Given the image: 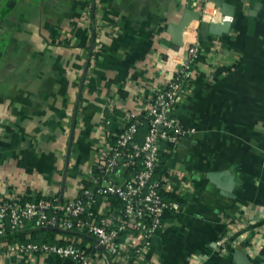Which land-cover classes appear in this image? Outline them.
<instances>
[{"label": "crops", "instance_id": "crops-1", "mask_svg": "<svg viewBox=\"0 0 264 264\" xmlns=\"http://www.w3.org/2000/svg\"><path fill=\"white\" fill-rule=\"evenodd\" d=\"M206 1L0 0V196L75 199L108 132L173 76L182 50L170 25ZM223 1L235 8L228 33L199 41L197 21L184 30L200 54L175 115L196 131L161 153V165L185 174L174 182L182 212L128 264H237L236 251L264 264V0ZM68 231L55 243L85 238L105 254L93 235ZM19 232L2 241L21 242ZM226 233L225 250L214 249ZM0 264L80 263L0 247Z\"/></svg>", "mask_w": 264, "mask_h": 264}, {"label": "built area", "instance_id": "built-area-1", "mask_svg": "<svg viewBox=\"0 0 264 264\" xmlns=\"http://www.w3.org/2000/svg\"><path fill=\"white\" fill-rule=\"evenodd\" d=\"M200 13L208 22L222 23L225 19L220 7L211 0L205 2ZM180 50L181 59L171 79L156 91L148 104L127 111L117 132H108L111 138L113 135L112 141L104 140L103 147L98 148L90 183L79 185L75 199L61 202L55 196L29 200L0 196V247L5 253L71 258L80 264H104L107 260L128 264L131 259L146 258L154 236L164 225L165 213L180 214L183 208L177 200L166 199L162 194L171 192L176 178L185 175L176 168L158 175L163 144L173 145L167 149L171 153L196 131L183 124L175 111L192 86L200 42H190ZM146 123L148 129L141 137L140 129ZM119 171L123 174L116 180ZM177 192L185 197V192L180 189ZM56 226L93 235L105 254L75 241L64 244L2 241L11 232ZM229 235L216 239L213 248L225 250ZM121 236L125 238L124 244L120 243Z\"/></svg>", "mask_w": 264, "mask_h": 264}, {"label": "water", "instance_id": "water-1", "mask_svg": "<svg viewBox=\"0 0 264 264\" xmlns=\"http://www.w3.org/2000/svg\"><path fill=\"white\" fill-rule=\"evenodd\" d=\"M215 5L220 7L221 13L224 15L225 19L222 23L219 22H208L203 20L201 13L198 11L186 9L177 24H171L169 31L172 35L173 49L179 51L185 44L184 40V30L193 22L197 21L199 23V41H205L209 34L212 35H223L230 31L232 20L234 17V6L224 2L223 0H212ZM60 232H69L59 226L50 228ZM8 236H5L6 238ZM104 249L103 246H101ZM105 250V249H104ZM235 260L237 264H251L248 257L241 251H236ZM111 262V261H110ZM112 264V262H111Z\"/></svg>", "mask_w": 264, "mask_h": 264}, {"label": "trees", "instance_id": "trees-1", "mask_svg": "<svg viewBox=\"0 0 264 264\" xmlns=\"http://www.w3.org/2000/svg\"><path fill=\"white\" fill-rule=\"evenodd\" d=\"M180 104H181V102L177 104V107ZM147 129H148V126H147V123H146L140 129V136L141 137H143V135L146 133ZM163 146H165L166 148H172L173 147V145L168 144V143H164ZM170 168H171L170 165L168 166V165H161L160 164L159 167H158L157 173L160 176V175H162L164 173H167ZM162 194H163V196L166 199L177 200L181 205L184 203V199L181 196H179V194L175 190V188L171 192H165V193H162ZM174 215H179V213H175L173 211H167L165 213L164 217H163V221H165V219H167L169 217H173ZM71 231H74L75 233H77L80 236L87 237L84 232H81L79 230H71ZM69 236H70V234H69ZM12 239L13 240H18V241H21V242H23V241L25 242L27 240L28 241H33V242H47V243H55V242L62 243V242H64L63 241L64 239L61 238V233L58 232L57 230H53V229H50V228H46V229H43V228H28L26 230H23V231L17 233V234H14L12 236ZM74 241L78 242V237H75ZM85 242H86V239L84 238V242L81 244L84 247H85V244H86ZM90 249L94 250L93 247H91Z\"/></svg>", "mask_w": 264, "mask_h": 264}]
</instances>
